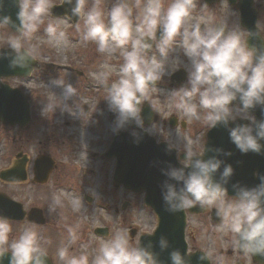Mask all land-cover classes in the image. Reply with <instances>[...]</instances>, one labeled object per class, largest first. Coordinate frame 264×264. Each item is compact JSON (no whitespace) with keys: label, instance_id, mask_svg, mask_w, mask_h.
<instances>
[{"label":"clouds","instance_id":"1","mask_svg":"<svg viewBox=\"0 0 264 264\" xmlns=\"http://www.w3.org/2000/svg\"><path fill=\"white\" fill-rule=\"evenodd\" d=\"M15 3L19 7L16 14L19 25L15 31L18 35L8 38L7 49L11 51L0 50V58H10V68H28L38 55L30 41L55 5L52 0H15ZM60 3L69 6L65 16L78 17L76 28L82 42L94 43L101 54L122 50L118 79L108 83L116 71L108 63L101 65L102 71L93 74L97 83L108 89L105 99L116 114L114 131L123 129L130 121L144 128L142 110L148 102L149 87H155L158 81L183 67L187 80L169 91L170 105L209 130L223 126L241 154L251 152L264 156V119L257 120L250 111L260 106L264 112V50L250 48L246 40L242 41L239 24L230 28L226 22H216L214 18L192 21L195 0H171L163 13L162 0H113L107 13L100 0H91L90 7H86L89 0H60ZM3 6L4 0H0V10ZM10 23H14L10 16H0V24ZM44 31L52 46L67 45L66 33L59 23L49 21ZM259 34L264 38V32ZM177 49L187 62L170 72L165 60ZM54 83L61 86L63 92L58 99L53 97L47 103L48 111L52 113L60 107L74 118L91 117L92 111L85 112L82 107L88 101L79 96L77 87L64 79ZM74 97L80 98L75 104L78 111L67 103ZM237 100L239 104L234 106L233 101ZM238 119L248 123H236ZM168 148L176 147L168 144ZM206 150L214 153L207 159L204 158ZM205 152L195 151L185 142L182 166L165 170L169 180L176 182L166 180L162 186L166 211L177 213L197 205L203 210L215 207L221 228L234 237L235 248L244 254L264 257V174L254 173L260 181L254 187L233 184L236 199L226 200L227 185L235 170L221 157H229L232 152L215 146ZM60 207L61 197L54 194L48 204L49 214ZM12 231L9 218L0 215V264H4L6 256L8 264H47V245L51 241L42 240L34 227H26L10 242ZM67 231L69 244H74L78 239L76 228L69 226ZM158 243L161 251L170 247L164 235ZM152 248L151 241L144 246H132L129 231L121 229L101 245L92 264H164ZM57 256L62 264H89L87 255H70L67 246L59 248ZM169 258L171 264H191L188 254L179 249H173ZM198 259L201 264L206 260L212 262L207 252H201ZM216 264H224L221 255L216 257Z\"/></svg>","mask_w":264,"mask_h":264},{"label":"rangeland","instance_id":"2","mask_svg":"<svg viewBox=\"0 0 264 264\" xmlns=\"http://www.w3.org/2000/svg\"><path fill=\"white\" fill-rule=\"evenodd\" d=\"M52 2L55 5L59 4L60 0H52ZM100 3L103 11L107 13L113 0H100ZM162 3L163 13L171 0H162ZM257 3L260 4L257 25L261 32H264V2ZM195 4L196 7L191 14L192 21L214 18L216 22H226L230 28L239 24L238 11L230 6L227 0H216L210 6L203 0H195ZM90 6L91 0L86 7ZM49 21L59 23L61 29L65 31L68 40L66 46L56 48L48 43L44 29ZM79 23L82 30L83 21L80 20ZM76 24L70 25L64 15L45 17L44 24L30 41V44L38 50L36 60L39 62V67L33 69L31 77L7 78L12 86L29 96L31 120L23 127L4 125L0 122V170L10 168L18 153L25 154L29 162L26 167L27 180L21 183H8L0 179V191L22 202L26 209L32 206L38 207L43 210L47 219L52 217L53 220L46 226H32L42 240L51 241L47 245L48 254L56 259L57 250L67 246L70 255H87L89 264H92L101 245L111 240L118 230L127 229L131 232L132 229L149 228L156 222V216L144 205L143 193L116 191L112 183L113 170H111L114 164H110L112 165L110 168L109 162L104 157L105 147L102 146L106 145L115 128L116 114L113 112L114 118L111 120L112 114L105 99L108 89L99 85L93 74L102 71L101 65L108 63L116 70L110 76L108 83L111 84L118 79V70L123 63L122 50L117 49L106 54L98 53L94 43L82 42ZM240 31L241 39L244 41L247 33L241 27ZM16 35L18 34L5 24H0V48H7L8 38ZM151 54L150 52L149 55ZM186 62L187 58L177 49L166 58L165 66L171 72ZM69 67L73 70L71 73ZM58 79H64L66 83L78 88L79 96L88 101V104L82 105L83 109H86L85 112L92 111L89 119L74 118L60 107L52 113L45 108L53 97L58 99V96L62 95V87L54 83ZM162 80L165 82H161L163 88L149 87L146 103L157 114L159 120L163 117L168 120L169 116L174 114L188 121L187 129L183 131L182 129L178 130L179 132L166 129L164 131L169 133L171 142L173 141L180 148L183 149L187 142L193 149H197L200 145L199 140L203 139L204 126L199 121L186 118L170 105L168 76ZM79 99L74 97L67 103L78 111L75 109V104ZM158 129H160L159 124H155L149 128V131ZM39 153L51 156L56 162L45 184L32 181L31 159ZM54 194L61 197L62 207L49 214L48 204ZM87 197L90 200L86 199ZM115 210L119 211L117 215ZM203 214L199 213L200 217L193 216L189 222V229L194 228L197 231L198 239L195 241V246L206 247L208 233L202 229V225L207 226ZM11 225L13 231L9 235L10 242L18 238L26 227H31L23 223H11ZM69 226L76 228L78 239L74 244H69L70 238L67 237ZM98 226L106 227L109 230L108 235L96 234L95 230ZM130 244L132 246L138 244L136 237L131 238ZM59 264H62L60 260Z\"/></svg>","mask_w":264,"mask_h":264},{"label":"water","instance_id":"3","mask_svg":"<svg viewBox=\"0 0 264 264\" xmlns=\"http://www.w3.org/2000/svg\"><path fill=\"white\" fill-rule=\"evenodd\" d=\"M206 4L210 5L216 0H204ZM232 5H236L240 11L241 25L246 27L251 35H248L246 42L250 48L254 47L259 50H264V39L261 37L260 30L256 27L257 21V5L253 3V0H229ZM68 5H58L54 6L52 12L54 15H62L68 11ZM19 11L18 4L15 0H4L3 9L0 10V16H10L14 23L7 24L11 30L17 31V25H19V20L17 19V12ZM74 21L78 17H71ZM159 30L157 36L159 37ZM4 52H10V49H0ZM10 58H0V78L16 75H28L34 67H36V62L34 60L30 61L28 68H10L9 67ZM183 80V77L181 78ZM238 101V100H237ZM251 111L256 112L257 120L264 119V112L261 111L260 106H257ZM142 117L144 123L147 124L153 118V112L147 107ZM29 103L25 95L21 93L20 90L10 87L7 83H2L0 80V120L4 123L20 125H26L29 122ZM133 123L130 121L129 124ZM173 124V121H172ZM218 128L215 127L214 131ZM218 132V130H217ZM125 133H119L116 135L114 141L112 142L108 156L116 155L117 163L114 173V181L116 184H122L125 188L133 190L134 192H145V203L150 206L158 217V228L157 231L150 236H142L140 238L139 244L141 246L147 245L149 241L153 243L152 250L161 256V253L166 256L163 257L164 264H171L169 254L173 249H179L182 253H185V243L183 241V229H184V212L180 211L177 213H170L166 211L164 202L162 199V186L166 180L171 183H176L175 181L169 180V178L164 174L165 170L170 167H179L175 163H170L169 158H165L163 144H156L154 139L146 136V138L131 140L129 137L123 136ZM145 136V133H142ZM211 134V133H210ZM212 139H209L205 145V149L211 147L210 144ZM221 143V142H220ZM231 144L227 146V150L238 151L235 148L229 138L228 132L226 131V138L224 142ZM213 155L210 151L205 152L204 158L207 159L209 156ZM222 158V157H221ZM239 164L237 160L243 159ZM174 162V161H173ZM236 168L237 177L242 180L252 181L253 172L257 170L258 173L264 174V161L261 162L260 159L251 155L248 157L236 156L235 160L231 161ZM25 158L16 162L14 166L10 169L3 170L0 172V177L7 181H19L26 178L25 174ZM53 168V161L45 157H40L35 161V180L37 182H44L51 169ZM240 184L242 186L253 187L256 186L257 182H244V181H234L231 180L227 185L228 191L231 194H236V190L232 187L233 184ZM22 205L15 202L7 195L0 193V215L7 218H21L24 211L21 209ZM20 215V216H19ZM29 218H33L35 222L43 223L44 219L42 216V211L38 208H32L29 212ZM171 229H173L176 234L169 235L168 240H171L173 244L164 251L160 250L159 239L161 235L166 236ZM166 234V235H165ZM160 251H159V250ZM201 252L188 255L191 264H201L199 261V256ZM202 264H208V261L202 262Z\"/></svg>","mask_w":264,"mask_h":264},{"label":"flooded vegetation","instance_id":"4","mask_svg":"<svg viewBox=\"0 0 264 264\" xmlns=\"http://www.w3.org/2000/svg\"><path fill=\"white\" fill-rule=\"evenodd\" d=\"M182 68V67H180ZM181 77V76H180ZM187 80V73L185 75V82ZM177 82V80H175ZM173 82L171 83V88L174 89L177 87V83ZM184 82V83H185ZM183 83V84H184ZM146 103V102H145ZM253 114V113H252ZM254 115V114H253ZM113 120V119H111ZM173 121V124L172 121ZM188 121L183 120L182 117H179L177 115L171 114L168 118V120L161 118V120L158 119V116L156 115L155 118L153 120L150 121V123L147 126H144V128L138 127L135 122L133 121L132 126L129 124H126V126L123 129H120L118 131H124L126 133V137H136L137 133L140 131V129H149L151 127H153L155 124H159V128L158 130L154 131L152 130L151 132L147 131L151 136H153L158 142H167V144L173 145L175 146L178 151H177V157H179L180 153L183 152L182 148H180V146L175 145V143L172 141L169 137V133H166L165 131H169V130H177V132H179L178 130H185L187 129L188 126ZM246 123H248V121H246ZM115 129V128H114ZM112 131L110 138L108 139L106 145L102 146L105 147L104 149L106 150L111 142L113 141V139L115 138V136L117 135L118 131ZM164 129H166L164 131ZM202 137L203 139H201V141L199 140V147L197 149H194L195 151L200 152L201 148L203 146L204 143V137H205V132L208 130V128H206L205 126L202 129ZM134 133L136 135H134ZM165 133V134H164ZM40 154V153H39ZM105 159L109 162V166L111 168L112 165L110 164H114L113 168L111 170L114 169V166L116 164L117 161V157L114 155L110 158H107L106 155L104 154ZM56 168L58 169V167L56 166ZM112 183L115 185V183L113 182V177H112ZM115 189L116 191H120V192H127L130 193L131 191L125 190L122 187L117 188L118 186L115 185ZM236 196H229L227 195L226 200H235ZM26 209V208H25ZM213 211V212H212ZM119 213L118 210H115V214L117 215ZM198 215L199 214H192L190 213L188 210H186V226H185V239L187 241V246H188V251L192 252L195 250H203L204 252H207L209 254L210 257H212V262L211 264H216V257L218 255H221L223 257L224 260V264H264V261H257L254 260L252 255H248V254H244L242 252H240L238 249L235 248L234 245V237L233 235L227 231V230H223L221 228V218L218 217L216 215V208L213 207L211 209H208L204 212V218H206V223L207 226H203L202 225V229L203 231L208 233V240L206 242H208L207 246H195V241L198 239L197 237V231L196 229L194 230V228H190L189 229V222H191V220L193 219V216ZM45 216V214H44ZM200 217V216H199ZM53 219L52 217L47 219V217H45V223L42 225L39 224H35V223H29V221L27 220V216L25 215L23 220L20 221H10V223L13 224H27L28 226H37V227H42V226H46L49 224V222H51ZM108 230V229H107ZM136 231H134V233H132L130 235V240L131 238H135L138 241V238L140 237L141 234L143 233H149L151 232L152 226L146 229H135ZM57 233V232H56ZM109 233V230L107 231V234ZM135 236V237H134ZM68 237V235H67ZM10 255V253H9ZM49 257H47V264H59V259L54 256H52L51 254H48ZM4 264H8V256H6L4 258Z\"/></svg>","mask_w":264,"mask_h":264}]
</instances>
